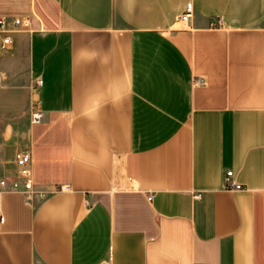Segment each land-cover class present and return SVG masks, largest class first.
<instances>
[{
    "label": "crops",
    "instance_id": "crops-1",
    "mask_svg": "<svg viewBox=\"0 0 264 264\" xmlns=\"http://www.w3.org/2000/svg\"><path fill=\"white\" fill-rule=\"evenodd\" d=\"M0 19V264H264V0H0ZM24 147L32 201L1 184Z\"/></svg>",
    "mask_w": 264,
    "mask_h": 264
},
{
    "label": "built area",
    "instance_id": "built-area-1",
    "mask_svg": "<svg viewBox=\"0 0 264 264\" xmlns=\"http://www.w3.org/2000/svg\"><path fill=\"white\" fill-rule=\"evenodd\" d=\"M192 5L189 3L187 5L186 10L184 13L181 15V19L183 21H188L192 17ZM217 24L222 25V20L218 19ZM9 21L6 19H0V32L3 34V42H2V49L3 50H8L12 38L8 34L9 33ZM12 26L13 28H19L20 26L24 24H29L30 19H20L16 18L12 20ZM197 81L200 83L202 82V79H197ZM43 117L42 111L39 109H36L33 114H32V122L33 123H39ZM15 162L19 168V175L17 179L7 182L6 180H3L1 182L2 185L7 186L10 190H19L23 193L24 197L28 201H32L33 198L35 197V186H34V176H33V169L31 167V162H32V152L29 147H24L19 149L16 154H15ZM234 172L233 170H229L226 172L224 176V181L225 184L228 188L234 189V190H240L243 189V185L241 183H237L234 179ZM22 187V188H21ZM68 188V187H66ZM65 185H61L59 187V190H64ZM44 196V194H41ZM200 194H196V197H199ZM88 204V200L86 201ZM2 219V218H1Z\"/></svg>",
    "mask_w": 264,
    "mask_h": 264
}]
</instances>
